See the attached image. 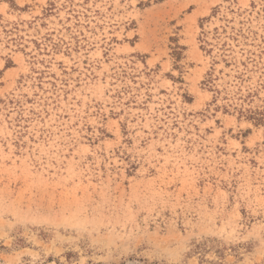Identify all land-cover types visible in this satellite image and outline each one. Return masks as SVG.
Returning a JSON list of instances; mask_svg holds the SVG:
<instances>
[{"label":"rangeland","instance_id":"obj_1","mask_svg":"<svg viewBox=\"0 0 264 264\" xmlns=\"http://www.w3.org/2000/svg\"><path fill=\"white\" fill-rule=\"evenodd\" d=\"M0 264H264V0H0Z\"/></svg>","mask_w":264,"mask_h":264}]
</instances>
